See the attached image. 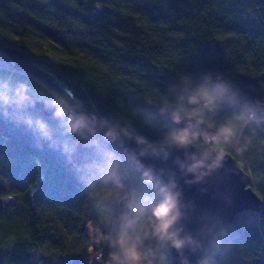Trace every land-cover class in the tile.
<instances>
[{
	"label": "trees",
	"instance_id": "1",
	"mask_svg": "<svg viewBox=\"0 0 264 264\" xmlns=\"http://www.w3.org/2000/svg\"><path fill=\"white\" fill-rule=\"evenodd\" d=\"M0 41L30 54L96 112L102 128L118 129V143L137 136L161 145L187 133L190 143L232 154L250 174L262 208L253 212L255 223L237 213L200 264H264V0H0ZM0 57L15 69L0 68V137L7 140L0 141V168L11 183L0 180V264H128L123 248L130 232L118 205L123 187L132 185L129 216L140 219L139 204L162 208V196L143 171L125 173L128 160L120 149L107 148L121 160L119 179L113 177L96 153L92 130H65L71 147L60 148L54 129L61 118L43 114L25 97L47 100L50 94L65 108V120L68 109L74 120L84 112L64 89L42 80L45 89ZM222 75L237 86L228 101L207 85ZM168 103L203 121L206 131L163 119L160 108ZM128 130L134 134L124 136ZM8 159L29 176L22 181L8 172ZM38 166L47 167L44 178L54 187L68 179L70 192L49 195L53 186L44 190V178L32 186ZM7 196L14 199L10 206L3 203ZM155 244L142 236V264H171L169 248L160 255Z\"/></svg>",
	"mask_w": 264,
	"mask_h": 264
},
{
	"label": "water",
	"instance_id": "2",
	"mask_svg": "<svg viewBox=\"0 0 264 264\" xmlns=\"http://www.w3.org/2000/svg\"><path fill=\"white\" fill-rule=\"evenodd\" d=\"M0 52L6 54L17 67L55 87L64 89L67 94L70 92L72 105L86 114L83 120L92 121L94 117L98 122L96 112L90 106L76 100L71 90L34 63L30 54L2 42ZM207 85L220 94L224 101L230 100L237 91V86L224 75L208 79ZM25 100L43 114L57 116L56 103L29 95ZM160 115L176 127L182 128L189 122L193 132L199 129L206 131V124L203 121L184 114L176 103L163 105L160 108ZM175 117H178V120H175ZM93 129L95 136L97 131H104L103 137H107V133L111 131L110 128L97 129L96 125H93ZM138 138L132 136L122 143L110 139L107 141V148L120 149L127 160L129 154L135 156L144 171H149L153 177L159 174L164 185L168 183L169 178L175 185L171 191L176 196V207L166 213L167 220L171 219L174 213L177 214L176 220L167 229L171 264H200L204 251L211 246L217 233L223 230L237 213L261 211L262 200L252 185L250 174L241 167L240 162L232 154L221 147L207 142L193 144L188 141L185 143L174 141L165 146L164 153L141 154L143 146ZM147 181L156 188L154 181ZM162 198L164 207H167L166 198ZM13 202L11 196L3 199L6 206ZM118 205L123 212L130 209L125 196L119 200ZM185 238L187 241L180 248L174 246V239ZM152 249L156 254L157 249L154 245Z\"/></svg>",
	"mask_w": 264,
	"mask_h": 264
},
{
	"label": "rangeland",
	"instance_id": "3",
	"mask_svg": "<svg viewBox=\"0 0 264 264\" xmlns=\"http://www.w3.org/2000/svg\"><path fill=\"white\" fill-rule=\"evenodd\" d=\"M0 53H2V52H0ZM0 68H4V69H6L8 71H14L15 70L10 63L6 62L1 57H0ZM35 77H37V76H35ZM42 80L45 81L44 79H41L39 77L34 78V81H35L36 84H40L45 89H48L46 84H44L42 82ZM58 82H60V81H58ZM60 83L62 84V82H60ZM30 91L31 92H35L36 88L33 87V88L30 89ZM50 93L52 94V92H50ZM45 95H46V99L47 100L53 101L51 99L52 97H51L50 94H45ZM61 102L66 104L63 100H61ZM84 115H86V114L84 113ZM87 116H89V115H87ZM175 118H177L175 120H178V117H175ZM97 121H98V124L100 125L99 118H97ZM102 129H105V128H102ZM92 132L94 134L93 127H92ZM102 135H104V131L102 132ZM57 139L60 141L58 145L63 150H67V149H69L71 147V143L69 141V137H68L67 134H64V136H58L57 135ZM0 141L2 143H4V144H6V142H7V140L3 139L2 137H0ZM66 145H67V148H66ZM30 160L33 163L37 162L36 158L35 159L32 158ZM18 163L19 162H17L16 160L8 159V160H6L5 165H7L8 168L12 169V171H8V172H11L12 174H18L20 176L21 180L23 181V179L25 180L29 175H27V174L24 175L25 167H22V169H21L20 164H18ZM46 168L47 167L38 166L39 172H38L37 178L33 181L32 186H34L38 182L39 179H43L44 178V170ZM28 171H31V165H27L26 166V172H28ZM2 172H3V170H2V168H0V180H2V182L5 185H10L11 183L8 180H3V177L1 176L3 174ZM44 180H45V182H44V185H45L44 186V190H47V191L49 190L50 191L52 189L50 186H53V190L49 192V195H52L54 193L58 194V193H69L70 192V185L68 184V179H65V178L58 179V181H57L58 186L57 187H54V185L52 184V182L49 179L44 178ZM60 181H63V182H60ZM123 190H124V192H122L120 194L121 195L120 199L122 197H124V196L127 197L128 204H129V206L131 208L132 207V199H133V188H132V185H130L128 187H123ZM159 209H160V204L143 203V204H139V206H138V211H139V215H140L141 219L137 218V217L129 216V211H127L126 214L124 215L126 228L130 232V235L128 237L130 244H129L128 247H124L123 248V254H124V257H125V259H126L128 264H142L140 259L139 260L133 259L131 254L126 251V249H128V248H133V250L137 253V255H139L140 242H141L142 236L143 237L144 236H151L152 238H154L155 240L158 241V244H155V245L159 248L158 251H159L160 255L162 254L161 248H166V247L169 248V244H168L167 239H163L161 237L160 233L157 232V228L165 220H167L166 219V214L164 216H158L157 218H154V216L156 215V212ZM149 215H152V216H150V218L148 220V216ZM242 217L248 223H255L257 221V213H253V212H250V211H244L242 213ZM120 244H121V241H120Z\"/></svg>",
	"mask_w": 264,
	"mask_h": 264
},
{
	"label": "snow or ice",
	"instance_id": "4",
	"mask_svg": "<svg viewBox=\"0 0 264 264\" xmlns=\"http://www.w3.org/2000/svg\"><path fill=\"white\" fill-rule=\"evenodd\" d=\"M68 95L70 96L71 93L69 92ZM53 103H55V101H53ZM68 115H67V119H64L65 116V108L63 107H59L57 109L56 115L58 117L61 118V125L58 128L54 129V133L58 136H64L65 134V130H69L71 132H77L78 134H83V131L85 129H88L89 131L92 130L93 125H96L97 129L103 127L102 125H99L98 122L95 121V118L93 117L92 121H88L85 122L82 119H75L73 118V115L71 114V110L68 109ZM40 127L44 130V125H40ZM71 129V130H70ZM45 135H48V132L45 131L44 133ZM134 133L131 130L125 131L123 132L124 136H129V135H133ZM120 135L119 130L118 129H113L112 131H109L107 133V137H103L102 132L97 131L96 132V136L94 137V143H95V149H96V153L98 154L99 157L102 158L103 162L112 169V174L113 177H115L117 180L119 179V177L116 175V169L118 165H121V160L119 158V156H116L110 152L107 151V141L110 139H115ZM187 136V133H184L181 136H175L173 135L171 137V140H176L179 141L181 143H185L187 142L185 137ZM98 139V142H97ZM139 143L143 146V150L141 154H145V153H150V154H160V153H164V148L165 146H167L170 141L166 140L163 144L161 145H157V146H153L152 144L147 143L146 141L139 139ZM67 148V145H66ZM167 153H165L166 155ZM130 169V171L137 175L143 171V176L145 178H147V180L149 181H154V184L156 186V188L158 189V194L165 199V202L167 204V207H162L160 208L157 212L156 215L157 216H164L169 209H174L176 207V196L175 194H173V192L171 191L175 185L171 183V179L169 178V181L166 185H164L162 183V180L160 178V175L157 174L155 177H153L152 175H150L149 171H144L142 169V167L138 164V162L135 159V156L132 155H128V167L125 170V173H128V170ZM135 197V193H133V199ZM177 218V214L174 213L171 217V219L169 220H165L163 222V225H160L157 228V231L160 232L162 227L166 228V231L163 232V239H167L169 236V233L167 231V229L169 228V225L173 223V221H175ZM174 236V232L172 234ZM182 243H184L185 241H187V239L185 238V240H179ZM121 244L122 246L126 244V241L121 240Z\"/></svg>",
	"mask_w": 264,
	"mask_h": 264
},
{
	"label": "clouds",
	"instance_id": "5",
	"mask_svg": "<svg viewBox=\"0 0 264 264\" xmlns=\"http://www.w3.org/2000/svg\"><path fill=\"white\" fill-rule=\"evenodd\" d=\"M40 130L43 132V129L40 127ZM71 130V129H70ZM166 203V202H165ZM161 225H163V223L161 224ZM164 231H166V228L165 227H162L161 228V231L159 232L160 233V235H161V237L163 236V232ZM158 232V231H157ZM173 244H174V246L176 247V248H180L181 247V245L183 244L181 241H179V240H173ZM126 251L128 252V253H130L131 254V256H132V258L133 259H135V260H139L140 259V257H139V255H137V253L133 250V248H128V249H126Z\"/></svg>",
	"mask_w": 264,
	"mask_h": 264
},
{
	"label": "built area",
	"instance_id": "6",
	"mask_svg": "<svg viewBox=\"0 0 264 264\" xmlns=\"http://www.w3.org/2000/svg\"><path fill=\"white\" fill-rule=\"evenodd\" d=\"M119 187H123V185L121 183L118 184Z\"/></svg>",
	"mask_w": 264,
	"mask_h": 264
}]
</instances>
